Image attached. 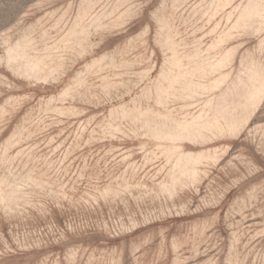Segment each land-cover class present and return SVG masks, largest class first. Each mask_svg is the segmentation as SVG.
<instances>
[{
  "label": "rangeland",
  "instance_id": "obj_1",
  "mask_svg": "<svg viewBox=\"0 0 264 264\" xmlns=\"http://www.w3.org/2000/svg\"><path fill=\"white\" fill-rule=\"evenodd\" d=\"M0 264H264V0H0Z\"/></svg>",
  "mask_w": 264,
  "mask_h": 264
}]
</instances>
